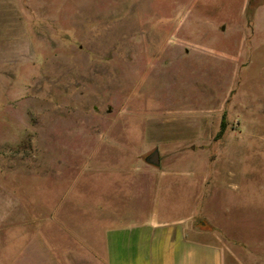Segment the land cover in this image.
<instances>
[{"label":"rangeland","instance_id":"1","mask_svg":"<svg viewBox=\"0 0 264 264\" xmlns=\"http://www.w3.org/2000/svg\"><path fill=\"white\" fill-rule=\"evenodd\" d=\"M202 181L224 264H264V0H0V264H106Z\"/></svg>","mask_w":264,"mask_h":264},{"label":"crops","instance_id":"2","mask_svg":"<svg viewBox=\"0 0 264 264\" xmlns=\"http://www.w3.org/2000/svg\"><path fill=\"white\" fill-rule=\"evenodd\" d=\"M200 189L191 216L164 218L153 209L145 219L107 228L106 264H224L220 228L202 223L208 182L202 181Z\"/></svg>","mask_w":264,"mask_h":264},{"label":"water","instance_id":"3","mask_svg":"<svg viewBox=\"0 0 264 264\" xmlns=\"http://www.w3.org/2000/svg\"><path fill=\"white\" fill-rule=\"evenodd\" d=\"M148 162L152 165L159 166L161 163V158L159 152H154L148 157Z\"/></svg>","mask_w":264,"mask_h":264},{"label":"trees","instance_id":"4","mask_svg":"<svg viewBox=\"0 0 264 264\" xmlns=\"http://www.w3.org/2000/svg\"><path fill=\"white\" fill-rule=\"evenodd\" d=\"M223 133V130L219 133V136Z\"/></svg>","mask_w":264,"mask_h":264}]
</instances>
